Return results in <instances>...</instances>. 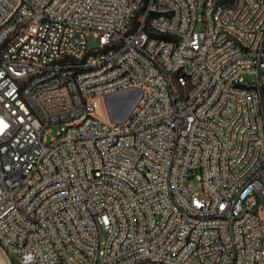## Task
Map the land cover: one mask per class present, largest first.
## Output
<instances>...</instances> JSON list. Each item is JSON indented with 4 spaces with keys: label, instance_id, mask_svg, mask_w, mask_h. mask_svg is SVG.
I'll return each instance as SVG.
<instances>
[{
    "label": "built area",
    "instance_id": "obj_1",
    "mask_svg": "<svg viewBox=\"0 0 264 264\" xmlns=\"http://www.w3.org/2000/svg\"><path fill=\"white\" fill-rule=\"evenodd\" d=\"M263 210L264 0H0V264H264Z\"/></svg>",
    "mask_w": 264,
    "mask_h": 264
},
{
    "label": "bare ground",
    "instance_id": "obj_2",
    "mask_svg": "<svg viewBox=\"0 0 264 264\" xmlns=\"http://www.w3.org/2000/svg\"><path fill=\"white\" fill-rule=\"evenodd\" d=\"M234 0H217V6H224V4H231ZM158 16L157 8L149 9V17ZM129 19H137V11H129ZM144 27L147 29H154V21L152 19H144ZM1 40H8V32H1ZM98 60H107V53H98ZM175 73H183V66H175ZM41 76V69H33L31 72L25 74V81H33L39 79ZM134 88L133 84H126V89ZM172 88H184V81L180 79L172 80ZM194 88V75H187L185 83V91H192ZM106 97V96H99ZM123 122V121H122ZM25 188V180H18L14 184V191H23Z\"/></svg>",
    "mask_w": 264,
    "mask_h": 264
},
{
    "label": "water",
    "instance_id": "obj_3",
    "mask_svg": "<svg viewBox=\"0 0 264 264\" xmlns=\"http://www.w3.org/2000/svg\"><path fill=\"white\" fill-rule=\"evenodd\" d=\"M140 88H131L104 97L107 115L112 122L124 121L135 107L141 96Z\"/></svg>",
    "mask_w": 264,
    "mask_h": 264
},
{
    "label": "rangeland",
    "instance_id": "obj_4",
    "mask_svg": "<svg viewBox=\"0 0 264 264\" xmlns=\"http://www.w3.org/2000/svg\"><path fill=\"white\" fill-rule=\"evenodd\" d=\"M227 1H229V0H227ZM86 41H87V46L89 48L95 47L97 45V38L95 37V35L92 32H90L86 35ZM251 78H252L251 75H247V77H246L247 80H249ZM97 114L100 118H102L106 121H110L108 118V115H107L106 108H105L104 97H99V106L97 109ZM58 130H59L58 125L53 127L52 132L48 134V137L56 135ZM188 183H189V187L191 188L192 191L197 192V193L202 192L201 183L196 177H190ZM262 215L264 217V210L262 211ZM106 237H107V232L104 231L103 229H100L101 241L104 242ZM8 257L11 260L12 264H21L20 257L16 253L8 252Z\"/></svg>",
    "mask_w": 264,
    "mask_h": 264
},
{
    "label": "trees",
    "instance_id": "obj_5",
    "mask_svg": "<svg viewBox=\"0 0 264 264\" xmlns=\"http://www.w3.org/2000/svg\"><path fill=\"white\" fill-rule=\"evenodd\" d=\"M161 36H162V37H167V35H165V34H161Z\"/></svg>",
    "mask_w": 264,
    "mask_h": 264
}]
</instances>
